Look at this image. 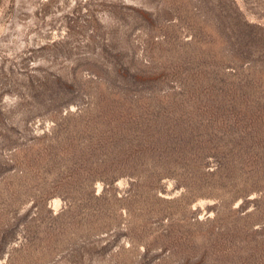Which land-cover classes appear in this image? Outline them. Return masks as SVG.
Here are the masks:
<instances>
[{"label":"rangeland","instance_id":"obj_1","mask_svg":"<svg viewBox=\"0 0 264 264\" xmlns=\"http://www.w3.org/2000/svg\"><path fill=\"white\" fill-rule=\"evenodd\" d=\"M0 264H264V0H0Z\"/></svg>","mask_w":264,"mask_h":264}]
</instances>
